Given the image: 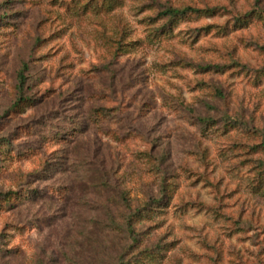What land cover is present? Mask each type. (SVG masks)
Segmentation results:
<instances>
[{"label":"rangeland","instance_id":"rangeland-1","mask_svg":"<svg viewBox=\"0 0 264 264\" xmlns=\"http://www.w3.org/2000/svg\"><path fill=\"white\" fill-rule=\"evenodd\" d=\"M10 191L0 264H264V0H0Z\"/></svg>","mask_w":264,"mask_h":264},{"label":"trees","instance_id":"trees-1","mask_svg":"<svg viewBox=\"0 0 264 264\" xmlns=\"http://www.w3.org/2000/svg\"><path fill=\"white\" fill-rule=\"evenodd\" d=\"M214 11H215V9H212V10L211 9H204V10H202V9H196L194 7H191V6H186V7L167 6L164 10H162L159 13V16H160L159 18L167 19V21H166L167 23L164 25L162 24V27L160 29H161V31L169 29V26L172 24V22L174 20L179 19V18H183L189 14L204 13V12L213 13ZM251 13L247 14L246 17L251 15ZM115 56H117V54H115ZM104 66H107V65H104ZM102 69H105V67H102ZM27 72H29V65L24 64L23 68L19 74V82H18V85L16 87L18 90L19 96H17V99L15 100L14 104L10 107V109H9L10 111H12V110L17 111L18 108L23 104H30V106H34L38 101L31 96L28 97L27 95H24L25 94V85H26L27 80H28ZM89 89H90L89 94L92 95L94 92L91 91V86L89 87ZM96 93L98 94L97 90H96ZM102 110L104 111L105 109L102 107H92L87 112V114H88L87 117H85V116L82 117L81 115L78 116L75 113H73L72 115H69L68 116V117H70L69 119H72L76 122V125H75L76 128H72L75 131L74 133H76L77 130H81L86 124L87 125L90 124L93 115L94 114L98 115L99 113L102 114L103 113ZM201 119L206 125L211 121L209 118H201ZM106 181H102L99 186L103 187V189L107 190L110 193V196L114 198L113 202L118 204V207H119L120 203L123 200H125V197H124L125 192L120 190L119 188H117V186H115L113 183H111L108 179H106ZM26 197L29 198L28 196H26ZM151 200H152L151 203L155 202L158 205L161 204L163 201V200H159V199H156V200L151 199ZM23 202H24V199L21 200L18 197L17 192L10 191L7 193H0V208H4V207L6 208L7 206H11L12 204L16 205L18 203L21 204ZM149 204H150V202H149ZM138 209H141V207H138L137 210ZM135 214H136V211H135ZM126 225H128V226L123 225V227H124V229L125 228L127 229V231L129 232L128 234L126 233V231L122 227H119V228L123 229L125 231L126 235L131 236V234L134 231V227L132 224L127 223V221H126ZM108 242L110 243L109 237H108ZM102 243H103V246L106 247V240L105 239L102 241ZM101 246H102V244H100V247ZM120 256H121V254H119L117 256V259H90V264H119L121 261H123V259H119ZM140 260L143 261L142 259H140Z\"/></svg>","mask_w":264,"mask_h":264}]
</instances>
